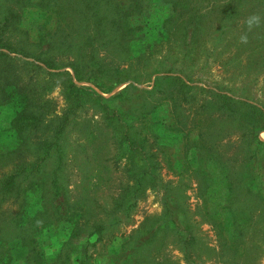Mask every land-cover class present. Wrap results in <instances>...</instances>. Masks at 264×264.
<instances>
[{"label": "rangeland", "instance_id": "374dc122", "mask_svg": "<svg viewBox=\"0 0 264 264\" xmlns=\"http://www.w3.org/2000/svg\"><path fill=\"white\" fill-rule=\"evenodd\" d=\"M59 3L69 12L67 21L78 17L77 0ZM18 5L15 0H0V11ZM188 7L202 17L201 35L188 40L191 45H183L182 36L174 32L143 59L126 63L109 44L94 41L87 51L97 53L111 70L117 66L128 69L121 75L126 82L103 93L91 83L73 79L105 97L129 88L109 104L120 108L127 123H133L132 131L142 136L145 104L160 102L172 113L167 98L171 95L177 100L176 114L172 113L171 119L167 112L166 121L192 130L187 151V141L181 147H158L152 137H145L156 154L158 179L139 185L126 173L123 157L119 158L114 126L107 124L92 103L79 110L65 146L63 182L68 199L73 205H82L89 218L114 221L104 239L89 247L91 264H264V131L259 133L262 143L249 144V138L231 119L208 107L210 101L218 107L219 97L227 94L264 112V2L193 0ZM8 33L4 31V36ZM89 33L85 28L73 34L77 42L72 47L89 42ZM74 51L57 58L56 65L61 67L46 70L37 67L40 62L16 55L19 59L13 70L17 74L32 76L39 84L48 81L51 88L47 95L56 113L65 108L66 100L61 77L49 73H71L63 64L73 59ZM133 112L136 115L132 116ZM198 128L203 132L202 143L222 164L223 174L217 162L201 158L194 147L191 140H198ZM126 186L137 190L136 201L128 210L121 202ZM66 235L52 233L50 251ZM135 241L141 243L137 249ZM68 250L71 248L66 247ZM23 255L17 264H29Z\"/></svg>", "mask_w": 264, "mask_h": 264}, {"label": "trees", "instance_id": "16d2710c", "mask_svg": "<svg viewBox=\"0 0 264 264\" xmlns=\"http://www.w3.org/2000/svg\"><path fill=\"white\" fill-rule=\"evenodd\" d=\"M33 1L32 4V0H15L19 8L0 11V264H17L22 253L29 264H91L89 247L104 239L114 221L89 218L82 205H73L68 199L63 182L65 146L79 110L85 103H92L107 124L114 126L119 158L123 157L126 173L139 185L158 179L156 154L145 137H152L158 147L174 144L181 147L187 141L184 144L187 151L192 130L167 122L165 115L169 111L159 102L144 106L141 118L144 135L133 132V123H127L121 109L109 104L125 95L129 88L105 97L90 86L74 82L73 79L91 83L103 93H110L126 82L121 75L128 69L121 70L120 66L109 69L97 53L87 51V46L98 41L102 46L109 44L123 62L141 60L158 44L168 41L174 32L182 36L183 45H191L187 41H193L197 33L201 35L202 17L188 7L193 0H77L78 17L67 21L69 12L59 0ZM161 7L164 9L159 12ZM85 28L90 32L86 38L89 42L73 48V42H77L73 36ZM4 31L9 32L6 37ZM15 33L24 36L16 39ZM73 51L76 53L73 59L63 64L71 68V73L67 70L49 73L51 77H61L66 100L65 108L56 113L47 95L51 88L48 81L39 84L32 76L17 74L13 70L19 59L16 55L40 62L37 67L46 70L61 67L57 66V58L69 56ZM30 63L36 66L33 61ZM108 83L111 84L105 87ZM167 98L175 115L176 97ZM219 98L218 107L211 101L208 107L231 119L249 138V144L262 143L259 133L264 131V112L255 104L227 94ZM131 106L133 109L134 105ZM197 131L198 140H191L194 147L201 152V158L217 162L223 174L217 155L202 143V129ZM129 188L123 189L124 210L136 201L137 190ZM54 232L67 234L65 240L51 249L55 253L50 251ZM140 244L135 241L133 246L137 249ZM66 247L71 250L65 251Z\"/></svg>", "mask_w": 264, "mask_h": 264}]
</instances>
